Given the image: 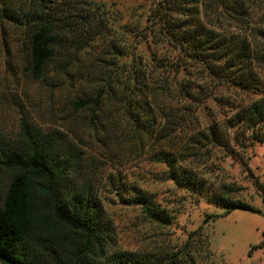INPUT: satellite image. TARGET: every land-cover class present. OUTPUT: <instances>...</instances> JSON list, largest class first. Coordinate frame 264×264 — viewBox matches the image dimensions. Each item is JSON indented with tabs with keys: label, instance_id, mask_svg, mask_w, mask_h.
<instances>
[{
	"label": "trees",
	"instance_id": "1",
	"mask_svg": "<svg viewBox=\"0 0 264 264\" xmlns=\"http://www.w3.org/2000/svg\"><path fill=\"white\" fill-rule=\"evenodd\" d=\"M102 15L99 6L83 0H0V38L12 83L22 76L40 82L56 65L68 77L76 75L73 85L92 84L93 95L71 106L86 112L96 141L103 135L120 138L121 144L132 136L139 142L156 137L161 147L151 159L164 167V180L228 211L257 212L235 198L233 184L210 187L190 163L209 161L216 149L230 153L233 146L264 144V0H161L147 15L140 37L168 46L207 75L201 92L179 83L178 98L197 103L218 86L256 96L223 121L188 135H181L186 115L173 111L161 118L160 133L149 135L157 120L153 102L175 93L165 73L175 78L181 65L158 61L163 73L157 80L136 68V61L127 69L120 62L127 52L106 39ZM95 43L103 45L97 64L111 58L107 67H124L125 75L106 67L79 72L81 58ZM78 145L72 129L35 124L27 114L13 137L0 134V263L156 264L149 256L116 249L101 193L109 188L148 222L169 226L172 216L142 189L105 177V164ZM254 185L264 202V181L256 179Z\"/></svg>",
	"mask_w": 264,
	"mask_h": 264
},
{
	"label": "rangeland",
	"instance_id": "2",
	"mask_svg": "<svg viewBox=\"0 0 264 264\" xmlns=\"http://www.w3.org/2000/svg\"><path fill=\"white\" fill-rule=\"evenodd\" d=\"M83 1L101 8L104 35L125 49L128 57L120 62L127 69L130 70L129 65L136 61L140 63L136 68L149 70L157 80L163 73L157 62L163 59L174 68L181 65L175 78L173 73H165L166 81L174 92L180 87L179 83L192 88L194 93L201 92L198 87L206 85L207 75L198 65L180 60L179 54L166 45L150 43L140 37L147 24V15L161 0ZM102 48L101 43H95L84 53L79 72L106 67L107 72L119 73L121 77L125 75L124 67L116 70L107 67L108 63L112 64L111 58L97 64ZM5 60L6 53L0 38V134L13 137L20 119L26 114L35 124L57 127L61 131L62 128L72 129L78 146H85L90 159L97 158L105 164V177L112 175L121 183L142 189L159 208L172 216L169 226L148 222L138 207L120 203L109 188H104L102 200L115 229L117 250L149 256L156 264H264V247H261L264 245V202L254 185L256 179L264 181V144L246 143L242 148L233 146L230 153L216 149L209 161H191L195 172L209 181L210 187L221 183L233 184L237 189L235 198L249 203L257 212L228 211L163 179L161 172L164 167L151 159V154L161 147L156 137H144L139 142L132 136L121 144L122 139L112 140L103 135V140L96 141L87 127L86 112H76L71 106L73 101L92 97V84L73 85L76 75L68 77V73L59 71L57 65L40 82L22 76L13 84L5 72ZM4 79L6 82L3 84ZM255 98L251 93L220 86L203 93L195 100L197 103L178 98L176 92L169 98L161 96L153 102L157 120L149 135L154 136L156 131L160 133L157 129L168 111L186 115L185 134L178 130L175 134L188 135L223 121L231 115L232 109ZM124 125L125 122L120 124ZM126 130L119 127V131Z\"/></svg>",
	"mask_w": 264,
	"mask_h": 264
}]
</instances>
